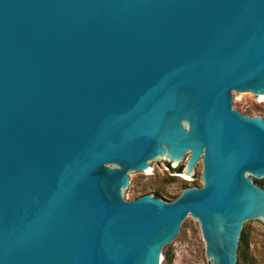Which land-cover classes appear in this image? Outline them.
I'll return each instance as SVG.
<instances>
[{
    "label": "water",
    "instance_id": "obj_1",
    "mask_svg": "<svg viewBox=\"0 0 264 264\" xmlns=\"http://www.w3.org/2000/svg\"><path fill=\"white\" fill-rule=\"evenodd\" d=\"M264 0H0V264H209L264 224ZM170 166L202 186L134 200ZM242 232L246 234L241 241Z\"/></svg>",
    "mask_w": 264,
    "mask_h": 264
},
{
    "label": "rangeland",
    "instance_id": "obj_2",
    "mask_svg": "<svg viewBox=\"0 0 264 264\" xmlns=\"http://www.w3.org/2000/svg\"><path fill=\"white\" fill-rule=\"evenodd\" d=\"M243 114L264 118V102L258 97H235ZM175 171V172H174ZM264 187V182H260ZM199 179H186L170 166L158 167L154 176H137V185L129 197L134 200L145 194L159 195L172 202L189 186H202ZM242 264H264V224L249 228L242 254ZM162 264H209L205 254V242L198 220L188 217L180 234L165 249Z\"/></svg>",
    "mask_w": 264,
    "mask_h": 264
},
{
    "label": "trees",
    "instance_id": "obj_3",
    "mask_svg": "<svg viewBox=\"0 0 264 264\" xmlns=\"http://www.w3.org/2000/svg\"><path fill=\"white\" fill-rule=\"evenodd\" d=\"M181 171H182V168L180 169V171L178 172V173H181ZM175 172V171H174ZM257 184H260L261 186H263L261 183H260V181H255ZM156 197H159V195H156ZM245 239H246V234L244 233V232H242V236H241V241L243 242V241H245Z\"/></svg>",
    "mask_w": 264,
    "mask_h": 264
},
{
    "label": "bare ground",
    "instance_id": "obj_4",
    "mask_svg": "<svg viewBox=\"0 0 264 264\" xmlns=\"http://www.w3.org/2000/svg\"><path fill=\"white\" fill-rule=\"evenodd\" d=\"M182 177H184V178H186V179L188 178V177H186V176H185V175H183V174H182Z\"/></svg>",
    "mask_w": 264,
    "mask_h": 264
},
{
    "label": "flooded vegetation",
    "instance_id": "obj_5",
    "mask_svg": "<svg viewBox=\"0 0 264 264\" xmlns=\"http://www.w3.org/2000/svg\"><path fill=\"white\" fill-rule=\"evenodd\" d=\"M259 186H261L260 184H258ZM262 188H264L263 186H261Z\"/></svg>",
    "mask_w": 264,
    "mask_h": 264
}]
</instances>
